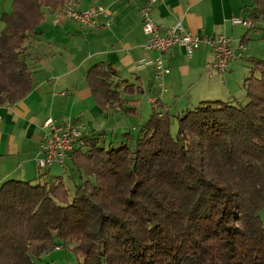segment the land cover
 Segmentation results:
<instances>
[{
	"label": "trees",
	"instance_id": "16d2710c",
	"mask_svg": "<svg viewBox=\"0 0 264 264\" xmlns=\"http://www.w3.org/2000/svg\"><path fill=\"white\" fill-rule=\"evenodd\" d=\"M61 1L13 0L11 13L0 9V104L30 93V46L42 35L44 8ZM261 16L264 0H254L249 18ZM247 61V103L188 107L175 116V136L170 111L153 112L132 148L123 140L102 146L108 133L83 132L70 160L82 180L73 195L62 175L4 182L0 264H36L73 242L79 264H264V59ZM85 76L104 112H137L139 99L120 91L134 85L110 64Z\"/></svg>",
	"mask_w": 264,
	"mask_h": 264
},
{
	"label": "crops",
	"instance_id": "0c3cea01",
	"mask_svg": "<svg viewBox=\"0 0 264 264\" xmlns=\"http://www.w3.org/2000/svg\"><path fill=\"white\" fill-rule=\"evenodd\" d=\"M61 2L51 10V20L40 25V40L30 46L29 64L34 78L30 93L17 103L0 104V186L9 180L33 182L45 173H65L66 163L46 171L38 167L49 119L83 127L89 133L110 134L105 126L113 117V106L104 112L97 105L85 76L97 63L110 64L121 79L134 85L133 92L120 90L123 98L138 99L137 94L147 92L148 103L158 113L174 110L180 104L188 108L203 101L233 100L234 93L244 87L243 76L249 73L246 61L252 58L245 52V42L251 38L242 35L238 28L242 26H234L231 19L249 18L254 0H159L152 10L156 24L168 29L181 23L201 38L227 36L235 52L228 71L210 77L208 71L215 60L211 45L202 43L191 57L183 48L173 47L163 54L171 73L161 82L156 81L154 66L144 63L160 55L143 48L148 36L140 11L146 0H79L75 6L78 11L100 6L108 13L107 18L100 16L88 26L66 16L55 23L70 0ZM256 23L249 29L260 30ZM152 98L156 104L150 102ZM115 111L123 113L119 107ZM110 131L113 135L117 132ZM70 160L71 155L66 162Z\"/></svg>",
	"mask_w": 264,
	"mask_h": 264
},
{
	"label": "built area",
	"instance_id": "2783aa9c",
	"mask_svg": "<svg viewBox=\"0 0 264 264\" xmlns=\"http://www.w3.org/2000/svg\"><path fill=\"white\" fill-rule=\"evenodd\" d=\"M79 0H70L69 4L61 11V14L67 18L81 23L83 25H93L100 16L108 17L107 11L100 7H91L86 11H76L75 6ZM159 0H146L141 9L143 21V30L148 36V41L144 45L146 51H157L160 55L154 60H144L146 64H152L155 68V77L157 82H161L163 77L171 73L170 69L165 66L163 54L168 53L173 47H181L187 56L191 57L200 48L202 43L209 44L213 47L215 60L210 65L208 74L212 77L216 72L226 73L229 69L230 61L235 57V52L227 36L219 35L217 37L193 36L181 23L176 24L168 29L159 26L154 22L152 17L153 7ZM56 23L60 19L55 20ZM234 26L252 28L254 23L250 18H232ZM156 104V100H150ZM1 121V116H0ZM46 133L40 145V157L38 158V167L46 171L53 165H64L74 151L75 145L83 132L86 130L69 123H57L49 119L45 123Z\"/></svg>",
	"mask_w": 264,
	"mask_h": 264
},
{
	"label": "rangeland",
	"instance_id": "374dc122",
	"mask_svg": "<svg viewBox=\"0 0 264 264\" xmlns=\"http://www.w3.org/2000/svg\"><path fill=\"white\" fill-rule=\"evenodd\" d=\"M13 0H0V9L1 13H11L13 10L12 7ZM97 7V6H94ZM45 10V20L49 19L51 20V10L44 8ZM78 11V10H76ZM251 11V10H250ZM64 16L63 14H59L56 16L54 20L57 18L61 19ZM56 23V22H55ZM42 24V23H41ZM257 28L259 29H249L246 27H238L240 31H242L243 34L250 35V40H247L245 42V52L248 51L250 53V57L254 58H260L264 59V17L261 16L257 20ZM4 24L0 22V30L3 28ZM245 60V59H244ZM249 62L246 61V73H248V67ZM246 77V76H245ZM243 79L245 80L244 76ZM244 82V81H243ZM237 94L234 93L236 98L238 99V103H241V105H245L248 101L246 100V88L245 86H242V89H239L236 91ZM222 93V92H221ZM242 93V94H241ZM147 95L148 93L145 92L143 94L139 93L137 94V98L139 99V103L136 107L137 112L125 114V113H117L115 111L116 106H113L111 111L113 114V117L110 118V122L105 126L110 134L106 136V138L102 142V146L108 147L110 143H113L114 147H119L118 145L121 144L118 143V140H123L125 143L124 145H128L129 147H133L136 138L138 136V129L142 125H144L150 115L153 113L154 108L152 105H150L147 101ZM197 104L196 106H198ZM194 106V107H196ZM193 108V107H192ZM186 109L185 107L180 104L176 109L171 110L170 113L172 115L171 120V133L173 136H175L178 132V121L175 118V116H182L183 110ZM163 110V109H161ZM115 115V117H114ZM117 115V116H116ZM54 120V119H53ZM83 129V127H82ZM111 129H114V131H117L116 134L111 133ZM124 136H121L122 134H125ZM66 169L65 172H62L63 176V183L65 184L67 190L71 195L74 194L76 185H79L81 183V179L78 177L77 174L74 172L69 171L70 163L66 162ZM86 177L83 175V180H85ZM260 219L262 222V225L264 227V208L259 213ZM76 246V243H70L68 247L65 249H60L61 247H58V249L45 254L41 257V259L36 261V264H79L83 261L82 258H78L71 249H73Z\"/></svg>",
	"mask_w": 264,
	"mask_h": 264
}]
</instances>
